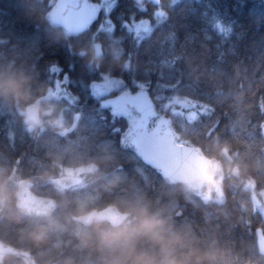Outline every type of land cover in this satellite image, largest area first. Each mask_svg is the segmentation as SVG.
Returning a JSON list of instances; mask_svg holds the SVG:
<instances>
[{"label":"trees","instance_id":"1","mask_svg":"<svg viewBox=\"0 0 264 264\" xmlns=\"http://www.w3.org/2000/svg\"><path fill=\"white\" fill-rule=\"evenodd\" d=\"M55 2L0 0V68L30 76L33 89L43 90L37 94L56 107L71 130L63 136L50 128L29 132L15 108L0 104V167L10 170L15 185L26 180L36 194L61 206L87 198L105 209L114 199L142 195L205 246L222 247L228 264H264V206L253 205L255 198L264 200L259 190L252 196L230 183L221 207L185 197L179 185L166 184L120 147L133 115L110 112L90 89L95 82L120 78L131 93L148 90L181 144L211 154L214 142H227L231 155L257 167L264 184V119L256 109L259 96L264 98L262 0H111L100 15L106 32L98 35L103 51L98 68L89 64L93 44L84 40L86 34L71 39L47 20ZM142 15L149 19L144 29L135 24ZM82 50L88 54L81 56ZM105 153L114 157L107 171L124 181L115 192L100 184L80 185L63 196L56 191L53 159L69 163ZM39 219L0 218V246L11 254L6 264H21L27 247L21 231ZM60 239L70 246V236Z\"/></svg>","mask_w":264,"mask_h":264},{"label":"clouds","instance_id":"2","mask_svg":"<svg viewBox=\"0 0 264 264\" xmlns=\"http://www.w3.org/2000/svg\"><path fill=\"white\" fill-rule=\"evenodd\" d=\"M86 54L83 50L80 53ZM102 59V49L95 47L89 64L95 62L98 68ZM124 63L127 67L128 62ZM37 92L43 90L33 89L30 76L0 68V104L15 108L29 132L50 128L65 135L71 129L57 114L56 107L41 99ZM211 149V154L204 155L214 163L202 177L203 184L194 185L184 179L169 183L179 185L185 197L194 194L206 204H225L230 183L238 184L252 196L255 193H251V186L255 183L260 186L259 195L264 197V186L260 185L254 164L231 155L227 142L216 141ZM113 160L107 153L79 157L69 163L53 159L51 166L59 175L54 187L62 196L80 185L100 184L106 192H115L124 181L107 171ZM9 172L8 168L0 167V218L19 223L34 214L20 206L18 186ZM253 205L264 206V200H253ZM59 207L62 215L57 216ZM108 207L114 212L94 207L87 198H77L71 205H57L37 214L39 221L20 234L21 242L27 246L20 254L21 264H228L222 247L205 246L142 195L114 199ZM65 235L71 238L70 246L60 239ZM10 258L11 254L0 246V264H6Z\"/></svg>","mask_w":264,"mask_h":264},{"label":"water","instance_id":"3","mask_svg":"<svg viewBox=\"0 0 264 264\" xmlns=\"http://www.w3.org/2000/svg\"><path fill=\"white\" fill-rule=\"evenodd\" d=\"M264 3V0H262ZM77 2L79 5L73 7ZM145 11L144 8L141 9ZM102 8L99 3L90 4L88 0H57V3L47 13V20L53 27L65 29L70 36H79L84 33L99 17ZM146 26L145 20L140 23ZM123 80L111 78L107 85L93 83L91 91L102 97L108 90L117 91L124 87ZM50 92V90H49ZM105 104L114 109H131L136 118L130 122L119 139L120 147L133 152L141 161L155 170L168 185L170 180L184 179L192 184H203L205 176L214 161L205 157L200 149L179 144V139L171 126L169 118L158 117L154 102L146 89H139L133 94L122 93L119 96L106 100ZM261 114L264 109L259 101ZM154 120L153 127H149ZM19 203L27 212L33 213L30 217L40 218L39 213L56 207V202L48 197L34 194L30 185L21 180L17 183ZM205 203L200 196L191 194ZM221 207V204L214 203ZM114 212L108 207L103 209Z\"/></svg>","mask_w":264,"mask_h":264},{"label":"flooded vegetation","instance_id":"4","mask_svg":"<svg viewBox=\"0 0 264 264\" xmlns=\"http://www.w3.org/2000/svg\"><path fill=\"white\" fill-rule=\"evenodd\" d=\"M88 2L89 3H91V4H95V3H99L100 5H101V7H102V11L103 10H105V9H107V8H109L111 5H112V2H111V0H110V2L111 3H108L107 2V0H88ZM79 4L77 3V2H74L73 4H72V6L73 7H77ZM138 22V19L136 20V22H135V24ZM139 23H140V21H139ZM55 29H60L59 27H54ZM112 29H114L113 27H112ZM62 30V29H61ZM104 32H106V27L104 26V22H102V19L100 18V16H99V18L95 21V24H94V26L93 27H89L84 33H82V34H80L79 36H75V37H73V36H69V35H67V33H66V31L64 30V33H65V35L67 36V37H70L71 39H80L81 37H83L85 34H86V37L84 38V40H86V39H89L91 42H92V44H93V49L95 48V47H98V48H100L101 49V41H100V39L98 38V35L99 34H102V33H104ZM84 42V41H83ZM85 45V44H84ZM88 45V44H87ZM83 49H84V47H83ZM109 80L107 79V81L105 82V83H107ZM122 93H127V94H130L131 92L129 91V89L125 86V87H123V88H120L119 90H117V91H107V93H106V95L105 96H103V97H101V98H99L100 100H101V105H102V107H104V108H106V109H108L110 112H112V113H114V114H129V113H131L133 116H132V119L129 121V122H131V121H133L134 119H135V112L133 111V110H131V109H124V108H119L118 110H115V109H113V108H110V107H108V106H106L104 103H105V101L106 100H109V99H112L113 97H116V96H119L120 94H122ZM259 99H260V101L261 102H263V105H264V98L262 97V96H259V98H258V100L256 101L257 103H256V109L259 111V108H258V102H259ZM259 113H260V111H259ZM261 115V114H260ZM128 122V123H129ZM128 123H127V125H128ZM127 127V126H126ZM217 126H215L214 127V129L216 128ZM179 144H181L180 143V140H179ZM252 186H253V184H252ZM251 186V189L253 188Z\"/></svg>","mask_w":264,"mask_h":264},{"label":"rangeland","instance_id":"5","mask_svg":"<svg viewBox=\"0 0 264 264\" xmlns=\"http://www.w3.org/2000/svg\"><path fill=\"white\" fill-rule=\"evenodd\" d=\"M108 10V8L107 9H105V10H103V12L104 11H107ZM99 18V17H98ZM143 20H145V22L146 23H148L149 22V19H148V17L147 16H140L139 18H138V24H139V21L140 22H142ZM94 24H95V22L90 26V27H93L94 26ZM107 81V78H106V80L105 81H101V82H103V83H105ZM49 93V95H52V91L50 90V92H48ZM263 109H264V107H263ZM192 116H194V114L192 113ZM261 116H263V119H264V112H263V115H261ZM255 184V183H254ZM254 184H253V186H254ZM261 186H264V184H261ZM257 190H259L260 191V186H258V185H256L255 187H254V190H253V193H255ZM255 200H256V198H255ZM257 201V200H256ZM260 206H255V208H259ZM262 210V209H261ZM263 216H264V210H263Z\"/></svg>","mask_w":264,"mask_h":264},{"label":"snow or ice","instance_id":"6","mask_svg":"<svg viewBox=\"0 0 264 264\" xmlns=\"http://www.w3.org/2000/svg\"><path fill=\"white\" fill-rule=\"evenodd\" d=\"M109 19H111V17H109ZM114 24V22H112Z\"/></svg>","mask_w":264,"mask_h":264}]
</instances>
